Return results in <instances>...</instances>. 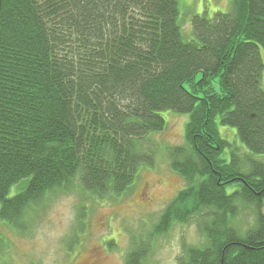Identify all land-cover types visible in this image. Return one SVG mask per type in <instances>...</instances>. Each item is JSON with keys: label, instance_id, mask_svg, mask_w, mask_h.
Returning a JSON list of instances; mask_svg holds the SVG:
<instances>
[{"label": "trees", "instance_id": "trees-1", "mask_svg": "<svg viewBox=\"0 0 264 264\" xmlns=\"http://www.w3.org/2000/svg\"><path fill=\"white\" fill-rule=\"evenodd\" d=\"M192 28L187 40L179 0H0L4 223L25 233L75 184L125 194L173 111L189 116L186 144L168 149L186 186L155 232L198 219L205 244L180 264H264V0H232ZM243 208L255 215L245 230ZM151 250L135 242L125 263L151 264Z\"/></svg>", "mask_w": 264, "mask_h": 264}, {"label": "rangeland", "instance_id": "rangeland-1", "mask_svg": "<svg viewBox=\"0 0 264 264\" xmlns=\"http://www.w3.org/2000/svg\"><path fill=\"white\" fill-rule=\"evenodd\" d=\"M179 5L182 32L190 40L194 15L229 12L232 0H179ZM261 54L264 61L263 48ZM163 115L166 129L152 134L147 142L154 152V165L142 166L125 194L101 198L75 184L71 191L57 194L35 210L25 233H17L0 219L5 238L0 264H126L125 256L135 242L151 243V264H180L188 248L204 245L198 219L155 232L164 210L186 186L171 167L168 149L186 144L189 116L173 111ZM17 193L14 186L10 196ZM254 216L252 209L243 208L236 224L245 230L254 225Z\"/></svg>", "mask_w": 264, "mask_h": 264}]
</instances>
